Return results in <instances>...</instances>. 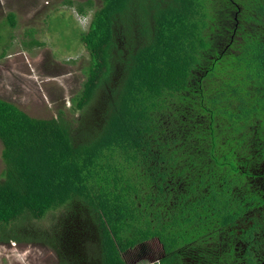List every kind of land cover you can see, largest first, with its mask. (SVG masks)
Segmentation results:
<instances>
[{
    "label": "trees",
    "instance_id": "trees-1",
    "mask_svg": "<svg viewBox=\"0 0 264 264\" xmlns=\"http://www.w3.org/2000/svg\"><path fill=\"white\" fill-rule=\"evenodd\" d=\"M74 8L79 117L0 99V243L58 264H264V0Z\"/></svg>",
    "mask_w": 264,
    "mask_h": 264
},
{
    "label": "rangeland",
    "instance_id": "rangeland-1",
    "mask_svg": "<svg viewBox=\"0 0 264 264\" xmlns=\"http://www.w3.org/2000/svg\"><path fill=\"white\" fill-rule=\"evenodd\" d=\"M68 1L74 5L69 6ZM85 1L0 0V53L5 49L0 57V99L36 119H50L59 112L70 120L79 117L78 112L70 111L71 98L82 89L89 65L78 40V29L86 31L89 18L76 14L74 6ZM92 2L94 8L101 4V0ZM10 12L15 16V28L6 20ZM3 168L0 157V173ZM57 214L34 222V226L48 227ZM57 260L44 246L0 243V264H58ZM137 261L135 253L128 258L129 264H147Z\"/></svg>",
    "mask_w": 264,
    "mask_h": 264
}]
</instances>
